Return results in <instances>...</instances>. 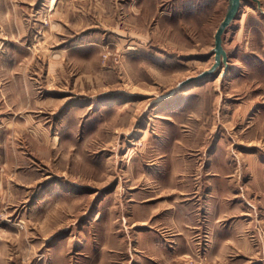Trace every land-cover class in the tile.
I'll return each mask as SVG.
<instances>
[{
    "label": "rangeland",
    "instance_id": "rangeland-1",
    "mask_svg": "<svg viewBox=\"0 0 264 264\" xmlns=\"http://www.w3.org/2000/svg\"><path fill=\"white\" fill-rule=\"evenodd\" d=\"M0 0V264H264V3Z\"/></svg>",
    "mask_w": 264,
    "mask_h": 264
},
{
    "label": "water",
    "instance_id": "water-1",
    "mask_svg": "<svg viewBox=\"0 0 264 264\" xmlns=\"http://www.w3.org/2000/svg\"><path fill=\"white\" fill-rule=\"evenodd\" d=\"M243 0H227V8L225 15L221 22L219 23L215 34H214V44H213V54H214V62L208 68L207 70L201 72L196 77L189 78L181 83V85H184L188 82H191L193 80L204 78L207 75L212 74L217 68L223 65L224 69L227 68V55L226 52L222 46V35L226 28L231 24V22L235 19L238 10L240 8L241 2ZM255 2L257 5H260L259 0H251Z\"/></svg>",
    "mask_w": 264,
    "mask_h": 264
},
{
    "label": "crops",
    "instance_id": "crops-1",
    "mask_svg": "<svg viewBox=\"0 0 264 264\" xmlns=\"http://www.w3.org/2000/svg\"><path fill=\"white\" fill-rule=\"evenodd\" d=\"M260 1H261L262 4L264 3V0H260Z\"/></svg>",
    "mask_w": 264,
    "mask_h": 264
}]
</instances>
